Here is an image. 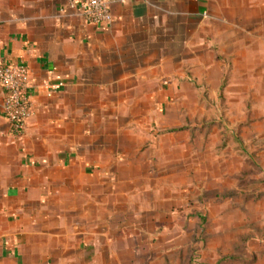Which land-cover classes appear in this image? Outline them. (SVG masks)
Listing matches in <instances>:
<instances>
[{"label":"crops","instance_id":"0c3cea01","mask_svg":"<svg viewBox=\"0 0 264 264\" xmlns=\"http://www.w3.org/2000/svg\"><path fill=\"white\" fill-rule=\"evenodd\" d=\"M108 3L111 21L90 25L67 0H0V63L26 67L32 105L14 136L0 89V264L172 261L196 220L170 180L181 55L194 74L202 45V60L255 78L225 93H259L258 0Z\"/></svg>","mask_w":264,"mask_h":264},{"label":"rangeland","instance_id":"374dc122","mask_svg":"<svg viewBox=\"0 0 264 264\" xmlns=\"http://www.w3.org/2000/svg\"><path fill=\"white\" fill-rule=\"evenodd\" d=\"M258 4L264 6V0ZM248 14L244 11V17ZM262 17L258 25L264 30ZM202 47L195 49L194 74L187 72L186 53L181 55L175 78L181 87L169 104L179 146L178 168L170 180L188 204L185 212L196 220L192 234L178 231L172 261L156 263L264 264V60L256 79L259 93H225L226 85L240 79L251 88L255 78L228 74L227 62L218 65L212 55L202 60Z\"/></svg>","mask_w":264,"mask_h":264},{"label":"built area","instance_id":"2783aa9c","mask_svg":"<svg viewBox=\"0 0 264 264\" xmlns=\"http://www.w3.org/2000/svg\"><path fill=\"white\" fill-rule=\"evenodd\" d=\"M67 6L77 10L86 24L98 25L111 21L108 0H67ZM0 89L3 93L2 116L10 132L21 137L32 114L26 67L21 63H0Z\"/></svg>","mask_w":264,"mask_h":264}]
</instances>
